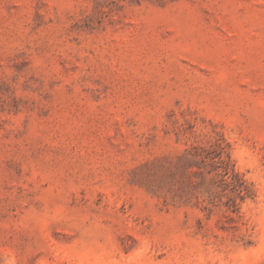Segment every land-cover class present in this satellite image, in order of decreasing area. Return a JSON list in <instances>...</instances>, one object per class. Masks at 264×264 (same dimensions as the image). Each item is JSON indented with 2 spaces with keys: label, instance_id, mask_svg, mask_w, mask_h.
<instances>
[{
  "label": "rangeland",
  "instance_id": "rangeland-1",
  "mask_svg": "<svg viewBox=\"0 0 264 264\" xmlns=\"http://www.w3.org/2000/svg\"><path fill=\"white\" fill-rule=\"evenodd\" d=\"M0 264H264V0H0Z\"/></svg>",
  "mask_w": 264,
  "mask_h": 264
},
{
  "label": "trees",
  "instance_id": "trees-1",
  "mask_svg": "<svg viewBox=\"0 0 264 264\" xmlns=\"http://www.w3.org/2000/svg\"><path fill=\"white\" fill-rule=\"evenodd\" d=\"M217 147L219 148V150L217 149V155H218V158L220 159V164L224 171L223 175L226 176L229 174L232 176L231 180H235L236 185L238 186V196L240 197V199H243V197H241V194L243 192L246 193L247 187L244 184V181L241 178H237V175L233 173V169L229 168L230 167L229 156L225 155L224 157H222L223 153L221 149H223V147H220L219 143H217ZM195 156L198 157V156H201V154L196 152ZM204 158H207V156L202 157V159Z\"/></svg>",
  "mask_w": 264,
  "mask_h": 264
}]
</instances>
